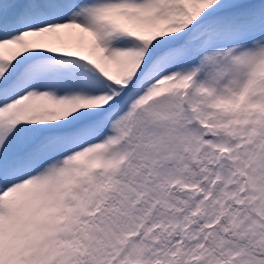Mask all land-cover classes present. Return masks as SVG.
Instances as JSON below:
<instances>
[{
    "label": "snow or ice",
    "instance_id": "snow-or-ice-1",
    "mask_svg": "<svg viewBox=\"0 0 264 264\" xmlns=\"http://www.w3.org/2000/svg\"><path fill=\"white\" fill-rule=\"evenodd\" d=\"M0 264H264V0H0Z\"/></svg>",
    "mask_w": 264,
    "mask_h": 264
}]
</instances>
